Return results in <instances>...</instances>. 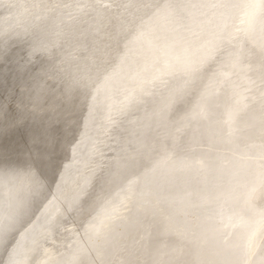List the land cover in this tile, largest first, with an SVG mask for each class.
Returning a JSON list of instances; mask_svg holds the SVG:
<instances>
[{
	"label": "snow or ice",
	"instance_id": "snow-or-ice-1",
	"mask_svg": "<svg viewBox=\"0 0 264 264\" xmlns=\"http://www.w3.org/2000/svg\"><path fill=\"white\" fill-rule=\"evenodd\" d=\"M50 7L67 10L69 19L79 20L90 31L94 28L97 34L104 33L117 41L115 58L109 66L98 69L95 80L91 76L73 78L93 101L85 118V129L89 121L95 120L101 93L111 99L110 86L117 72L123 73L131 56L141 54L146 58L152 54L154 61L162 58L161 66L153 71L151 78L141 72L133 77L131 70L125 74V80L134 79L137 87L119 103L131 108L138 104L140 92L149 90L148 94L153 97L159 94L161 106L155 115L164 134L140 139L131 155L117 158L115 171L110 169L105 176L102 170L99 191L93 184L86 193L94 201L91 211L85 207L87 199L81 200L79 196L72 200L54 198L14 244L10 235L19 228H14L9 213L0 216V264H264V203L257 206L254 196L257 186L264 190V0H247L243 5L242 27L236 33L227 34L218 19L241 8L237 0H160L138 5L125 4L123 0L110 3L73 0ZM131 7L148 10L147 19L138 23L126 19L125 14ZM246 36H255L259 45L261 89L258 111L242 124L241 115L249 111L257 98L249 101L237 97L221 106L215 101L220 98L223 81L218 77L208 85L204 81L226 46L230 64L225 67L230 70L238 67L239 50L247 47ZM36 47L44 45H34V50ZM9 54L7 42L0 41V62L7 61ZM30 65L31 60L17 63L18 83L12 86L10 95H0V173L23 174L43 187L35 178L43 174L51 155L47 130L39 112L45 90L54 86L42 81L40 73ZM219 75L228 78L231 71H222ZM177 90L190 98L191 106L183 114L166 110L164 103V94ZM109 122L118 125L114 119L110 118ZM193 122L206 126L204 138L209 149L216 151L215 156L210 152L204 154L198 161L197 171L204 174L205 184L215 190L208 191L205 200L212 205L209 219L213 224V238L222 250L185 253L183 245L166 240L170 230L185 233V225L166 216V223L155 232L149 227L146 234L141 233L129 252L128 233L123 228L125 216L133 207L159 205L156 190L161 180L168 176L178 179V173L193 167L180 155L177 135ZM79 144L78 141L74 146V152ZM93 151L97 149L93 147ZM234 159L250 161L245 168L248 179L243 182L238 179L239 170L229 165ZM107 186L114 187L115 193L105 192ZM96 205H100V210L93 214ZM75 215L81 218L82 232L77 233L64 252L50 256L44 248L49 235L65 218ZM29 230L30 241L26 235ZM41 254L49 258L43 260Z\"/></svg>",
	"mask_w": 264,
	"mask_h": 264
},
{
	"label": "rangeland",
	"instance_id": "rangeland-1",
	"mask_svg": "<svg viewBox=\"0 0 264 264\" xmlns=\"http://www.w3.org/2000/svg\"><path fill=\"white\" fill-rule=\"evenodd\" d=\"M62 2L72 3L73 0H0V41H6L10 49L8 60L0 62V95L11 94L12 86L18 83L16 65L22 61L31 60L30 67L36 73H40L42 81L54 86L45 90L41 100L42 111L39 112V117L47 130L51 155V160L44 167L43 174L35 178L43 187H38L33 179L23 174L0 173V216L9 213L13 218L14 228H22L21 231L19 229L20 232L13 231L10 235L13 244L21 239V234L25 233V229H29L31 221L41 216L45 206L54 198L72 200L79 196L81 200L87 199L85 207L91 211L94 201L88 199L86 193L91 190L93 184L96 185L95 190L99 191L98 178L102 173L100 165H105L103 174L107 176L110 169L115 171L117 158L131 155L138 147L140 139L145 137L151 139L164 134V129L159 127L155 115L143 130L137 131L132 136L120 138V129L124 126L125 118L132 114L130 109L133 107L128 108L126 105L122 107L119 101L124 100L125 95H132V89L137 87L134 79L125 80L124 76L130 70L133 77L136 72H142L144 64L138 57L140 54L131 56L123 73L117 72L116 79L110 86L111 99H106L103 92L101 93L97 101L99 110L96 112L95 120L89 121L88 128L85 129V118L88 116L89 105L93 101L83 87L74 83L73 78L91 76L95 80L98 69L109 66L115 58L117 41L110 39L104 33L97 34L94 28L90 31L87 25H82L79 20L69 19L67 10H54L50 7ZM101 2L110 3L112 0H101ZM123 2L138 5L142 2L155 3L160 0H123ZM237 2L241 8L228 15L232 17L229 23L240 18V10L243 9L246 0H237ZM148 14L146 9L131 7L125 15L126 19L138 23L147 19ZM228 30L226 34L233 33L231 29ZM39 43H42L44 47H36L34 50V45ZM228 52L229 49L226 46L225 52L205 78L204 84H210L217 77L223 81L220 98L215 101L221 106L232 103L237 97L247 98L249 101L253 97L257 98L250 105L249 111L241 115L243 124L259 109L260 54L248 55L235 70H230L225 67L230 64ZM148 55L154 60L152 54ZM161 62L162 58L159 62L155 61L145 76L151 78L153 71L161 66ZM224 70L231 71L228 78L219 75ZM30 86L35 87V84L30 82ZM189 101V96L181 92L170 111H179L183 114L191 106ZM110 118L118 121V125L114 126L110 123ZM31 126L30 122L29 127ZM205 127L203 123L193 122L177 134L181 144L180 155L186 157L193 167L178 173V179L168 176L161 180V185L156 190V198L161 203L143 208L133 207L125 216L123 228L128 233L126 245L129 252L132 251V246L141 233L146 234L145 230L149 227L155 232L158 226L162 227L166 223L164 220L166 216L185 225L186 232L183 233L185 237L175 230H170L166 237L169 243H175V245L184 242L181 245L184 246L185 253H196L197 250L212 253L222 250L213 238V224L209 219L212 205L205 200L207 192L214 189L210 184H205L204 174L197 171L200 168L198 161L205 153L210 152L211 155H216L215 149L210 150L204 138ZM99 131L101 132L99 145L94 152L89 147ZM85 132L86 135L82 136ZM172 132L175 134L174 129ZM78 141L80 144L74 152L73 148ZM221 154L228 155L223 152ZM107 156L109 159L106 163ZM88 161L92 162L89 167L86 165ZM145 162H147L146 159ZM249 164L250 161L247 160L229 161V165H234L239 170L238 179L241 182L248 178L245 175V166ZM109 190L114 194L116 189L112 186L105 187V192ZM254 196L257 206L264 203V190L259 188ZM166 206L169 209H166ZM99 210L100 205H96L93 214ZM78 232H82L80 216L65 218V222L60 223L58 228L49 235L44 248L50 256L55 257L58 252H64L65 248L74 242ZM26 235L30 241L32 232L29 230ZM189 236L192 238L190 239ZM40 258L47 260L49 255L41 254Z\"/></svg>",
	"mask_w": 264,
	"mask_h": 264
},
{
	"label": "bare ground",
	"instance_id": "bare-ground-1",
	"mask_svg": "<svg viewBox=\"0 0 264 264\" xmlns=\"http://www.w3.org/2000/svg\"><path fill=\"white\" fill-rule=\"evenodd\" d=\"M247 2V0H246ZM245 4V3H244ZM240 18L237 21H234L233 23H229V20H231L232 17H229L228 15H224L222 17H220L218 19V23L221 25L222 29L225 31V33L227 31H229L228 29H231L233 33H236L241 27V19L243 16V12L244 9L240 10ZM138 12V11H137ZM144 13V12H143ZM29 15V14H28ZM144 19V18H143ZM9 25V24H8ZM1 26V25H0ZM228 26H230L228 28ZM228 28V29H227ZM244 40L247 42V47L241 48L240 51V63L242 62V60L247 57L248 55H252V56H256L260 54V49H259V45L257 42V39L255 36L249 37L246 36L244 37ZM16 44V43H15ZM139 59L141 61H143L144 64V68L142 69V72L144 75L146 74V72L153 66V64L155 63V61L149 56L147 55V57L145 58L144 55H139L138 56ZM157 64V63H156ZM228 69V68H227ZM227 71V70H224ZM229 71V70H228ZM131 79V78H130ZM133 80V79H132ZM137 92H140V90L138 89ZM180 91L177 90L172 94H168L165 93V105H166V110H170L176 103L179 95H180ZM77 95V94H76ZM160 96L159 94H157L155 97L148 95V90H145L144 92H140V99L138 104H136L135 106H133V108L130 109V111H132L131 115H128L125 120H124V126L120 129V138H126L129 136H132L133 134H135L137 131L143 130L147 125L148 122L151 118H153L155 116V113L158 109V107H160ZM97 121V120H96ZM197 126V125H196ZM112 131V130H111ZM101 135V132H97L95 139L90 143V147L89 149L93 151V147H95L96 149L98 148L99 145V136ZM108 155V154H107ZM109 159V156H107L105 158V161L107 163ZM91 161H88L86 163L87 167H89L91 165ZM247 166V165H246ZM245 166V168H246ZM199 167V166H198ZM242 169V167H241ZM105 171V165L101 164L100 165V171ZM3 175V174H2ZM239 175V174H238ZM242 176V175H241ZM244 176V175H243ZM245 177V176H244ZM239 178V177H238ZM24 179V178H23ZM245 179V178H243ZM248 179V178H247ZM187 181V180H186ZM201 181V180H200ZM31 188V186H30ZM259 189V188H258ZM257 189V190H258ZM3 190V189H2ZM28 190V189H27ZM214 191V190H213ZM5 193V192H4ZM10 193V192H9ZM13 195V194H12ZM20 195V194H19ZM18 195V196H19ZM47 196V195H46ZM6 197V196H5ZM9 197V195H8ZM14 197V196H13ZM61 197V196H60ZM10 198V197H9ZM32 198V197H31ZM11 199V198H10ZM18 199V198H17ZM22 200V199H21ZM25 200V199H24ZM12 201V200H11ZM202 202V201H201ZM16 203V202H15ZM20 203V202H19ZM22 204V202H21ZM20 204V205H21ZM206 205V203H205ZM25 206V205H24ZM169 206V205H168ZM204 206V205H203ZM21 207V206H20ZM188 207V206H187ZM197 207V206H195ZM211 207V206H210ZM25 208V207H24ZM194 208V207H193ZM208 208V207H207ZM166 209H169V207L166 206ZM205 209V208H204ZM42 210V209H41ZM198 210V209H197ZM208 210V209H207ZM200 212V211H199ZM13 213V212H12ZM22 213V212H21ZM32 213V210H31ZM30 213V214H31ZM205 213V211H204ZM202 214V213H201ZM207 214V213H206ZM29 215V214H28ZM15 216V215H14ZM201 216V215H200ZM206 216V215H205ZM204 216V217H205ZM210 216V215H209ZM196 217V216H195ZM202 217V216H201ZM197 218V217H196ZM198 220V219H196ZM15 222V221H14ZM195 222V219H194ZM29 223V222H28ZM26 224V223H25ZM197 224V223H196ZM22 225V224H21ZM20 229V228H19ZM22 229V228H21ZM20 229V231H21ZM24 229V228H23ZM19 231V232H20ZM190 232V231H189ZM188 232V233H189ZM192 233V232H191ZM184 236V234L182 235ZM180 237V236H179ZM185 237V236H184ZM189 238L191 239L192 237L189 236ZM200 239V238H199ZM180 240V238H179ZM184 240V239H183ZM194 240V239H192ZM182 241V240H181ZM179 242V241H178ZM186 242V241H185ZM191 242V241H189ZM188 242V243H189ZM205 243V242H204ZM175 244V243H174ZM181 244H184V242ZM180 244V245H181ZM177 245V244H176ZM187 245V244H186ZM189 245V244H188ZM207 247V245H206ZM193 248V247H192ZM199 249V248H198ZM208 249V247H207ZM211 249V248H210ZM207 252V251H206ZM194 253V252H193Z\"/></svg>",
	"mask_w": 264,
	"mask_h": 264
}]
</instances>
